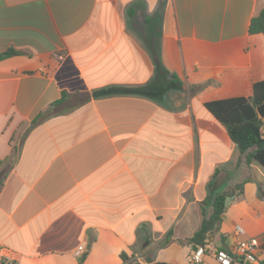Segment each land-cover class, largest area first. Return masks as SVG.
I'll return each mask as SVG.
<instances>
[{
    "label": "crops",
    "instance_id": "obj_1",
    "mask_svg": "<svg viewBox=\"0 0 264 264\" xmlns=\"http://www.w3.org/2000/svg\"><path fill=\"white\" fill-rule=\"evenodd\" d=\"M263 7L0 0V54L16 52L0 60V173L15 156L0 185V264H187L194 246L178 240L238 185L209 243L256 238L262 261L264 169L205 104L264 80V36L248 32ZM62 93L90 98L31 127Z\"/></svg>",
    "mask_w": 264,
    "mask_h": 264
},
{
    "label": "trees",
    "instance_id": "obj_2",
    "mask_svg": "<svg viewBox=\"0 0 264 264\" xmlns=\"http://www.w3.org/2000/svg\"><path fill=\"white\" fill-rule=\"evenodd\" d=\"M248 32L250 34H262L264 36V7L261 8L251 19ZM16 55L14 51H7L0 54V60ZM106 95V94H105ZM76 98L77 101L70 107H65L67 102ZM90 98L89 95L70 96L62 93L59 100L50 104L45 110L41 111L31 122L34 127L44 120L53 116L66 113L79 106ZM205 108L212 114L216 121L222 125L227 133L229 140L234 144L238 152L244 156L247 163L256 162L264 169V80L256 82L252 86L249 97H236L222 100L211 101L205 104ZM15 156L11 158L9 165L0 173V185L7 176L9 167L14 162ZM2 162L0 161V166ZM240 186H236L238 189ZM235 189L217 195L211 202V213L204 218L198 229L191 237L185 240H178L179 244H188L194 247L204 246L209 242L210 237L218 231L221 223V215L225 210L224 200L227 196L233 195ZM171 241V232H168L161 247L166 246ZM223 237L220 242L223 243ZM84 257V256H83ZM83 257L80 263L83 261ZM120 258L127 260L125 254L121 253ZM145 263L151 262L149 257L145 258ZM132 264H140L134 262ZM264 264V259L259 262Z\"/></svg>",
    "mask_w": 264,
    "mask_h": 264
},
{
    "label": "built area",
    "instance_id": "obj_3",
    "mask_svg": "<svg viewBox=\"0 0 264 264\" xmlns=\"http://www.w3.org/2000/svg\"><path fill=\"white\" fill-rule=\"evenodd\" d=\"M236 236H241L244 231L237 227L234 230ZM256 238L240 239L231 250H223L213 247L209 242L204 246H196L187 258V264H210L206 258L213 260L215 264H259L255 251L258 248ZM83 253V246L78 247L77 254Z\"/></svg>",
    "mask_w": 264,
    "mask_h": 264
},
{
    "label": "water",
    "instance_id": "obj_4",
    "mask_svg": "<svg viewBox=\"0 0 264 264\" xmlns=\"http://www.w3.org/2000/svg\"><path fill=\"white\" fill-rule=\"evenodd\" d=\"M232 199V197H226L225 200H224V206L226 207L229 203V201ZM194 249V247H193Z\"/></svg>",
    "mask_w": 264,
    "mask_h": 264
},
{
    "label": "rangeland",
    "instance_id": "obj_5",
    "mask_svg": "<svg viewBox=\"0 0 264 264\" xmlns=\"http://www.w3.org/2000/svg\"><path fill=\"white\" fill-rule=\"evenodd\" d=\"M186 231H187V230H186ZM184 233H185V231H184ZM213 236H214L215 238H217V240H219L218 236L215 235V233L213 234ZM215 241H216V240H215Z\"/></svg>",
    "mask_w": 264,
    "mask_h": 264
}]
</instances>
